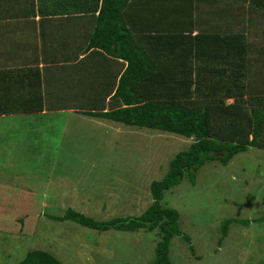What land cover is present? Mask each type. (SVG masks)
Returning a JSON list of instances; mask_svg holds the SVG:
<instances>
[{
	"label": "rangeland",
	"instance_id": "obj_1",
	"mask_svg": "<svg viewBox=\"0 0 264 264\" xmlns=\"http://www.w3.org/2000/svg\"><path fill=\"white\" fill-rule=\"evenodd\" d=\"M231 2L240 12L258 7L256 0ZM82 114H53L47 124L0 119V264H17L32 250L63 264L154 260L157 230L100 232L50 217L67 209L97 221L140 216L152 202L150 184L191 139ZM161 204L178 212L190 238L172 239L173 264H264V223H232L226 237L221 228L226 219L264 216V150L249 148L225 166L205 163L194 183L184 177Z\"/></svg>",
	"mask_w": 264,
	"mask_h": 264
},
{
	"label": "trees",
	"instance_id": "obj_2",
	"mask_svg": "<svg viewBox=\"0 0 264 264\" xmlns=\"http://www.w3.org/2000/svg\"><path fill=\"white\" fill-rule=\"evenodd\" d=\"M231 1L158 0L149 5L150 10L157 11L151 14L157 18L156 24L143 30L144 22H133V27L124 22L125 10L129 5L136 8L138 0L87 3L93 13L97 12L87 51L97 49L108 60L107 65L117 61L124 68L120 72H97V89L94 85L84 87L95 91L96 107L84 113L125 126L179 135L191 143L169 162L165 176L150 184L152 202L140 216L97 221L67 209L62 216L50 219L72 221L100 232L157 230L160 239L154 260L148 264H173L169 257L172 239L182 237L190 243V238L179 228L178 212L162 206L164 193L184 177L194 183L196 173L207 162L218 161L225 166L249 148L264 150V89L250 92L254 82L263 79L257 75H264L254 72L257 64L264 66V27L255 26L253 19L256 12L264 14V9L251 8L248 12L245 7V12H240ZM203 5L213 7L203 15L213 22L201 23L199 16L184 18L189 8ZM225 13L222 19L220 15ZM237 28L243 34L227 31ZM0 79L4 81L0 82V117L44 111L39 72L4 71ZM228 99L233 101L227 103ZM232 223L260 224L264 216L226 219L221 226L223 237ZM17 264L63 263L46 251L32 250Z\"/></svg>",
	"mask_w": 264,
	"mask_h": 264
},
{
	"label": "crops",
	"instance_id": "obj_3",
	"mask_svg": "<svg viewBox=\"0 0 264 264\" xmlns=\"http://www.w3.org/2000/svg\"><path fill=\"white\" fill-rule=\"evenodd\" d=\"M89 1L0 0V72H39L45 94L43 112L13 114L7 119H37L47 124L53 120L50 119L54 118L53 114L65 113L69 118L83 115L96 107L95 91L84 90V87L94 85L97 89V72H120L124 68L122 63L111 59L112 63L107 65L108 60L102 58L97 49L87 51L97 17V12L93 13L87 5ZM256 1L258 8L264 9V1ZM157 2L138 0L136 8L129 5L125 10V24L133 27V22H144L142 30L150 24L155 26L157 18L151 14L157 11L150 10L149 5ZM142 7L144 10L139 11ZM212 9L209 5L192 6L184 18L194 20L199 16L201 23L213 22L212 18L203 16ZM246 11L251 12V8L247 6ZM225 15L220 16L223 19ZM253 19L255 26L264 27V14L256 12ZM260 66L263 64H257L254 72H264ZM257 77L264 79L263 74ZM263 79L254 82L250 92L264 89ZM0 82L4 83L2 79Z\"/></svg>",
	"mask_w": 264,
	"mask_h": 264
}]
</instances>
